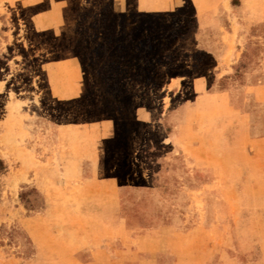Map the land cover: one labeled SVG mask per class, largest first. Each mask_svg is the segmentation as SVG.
<instances>
[{"label":"rangeland","instance_id":"1","mask_svg":"<svg viewBox=\"0 0 264 264\" xmlns=\"http://www.w3.org/2000/svg\"><path fill=\"white\" fill-rule=\"evenodd\" d=\"M0 159V264H264V0H0Z\"/></svg>","mask_w":264,"mask_h":264},{"label":"crops","instance_id":"2","mask_svg":"<svg viewBox=\"0 0 264 264\" xmlns=\"http://www.w3.org/2000/svg\"><path fill=\"white\" fill-rule=\"evenodd\" d=\"M186 1L190 2L192 0H112V5L118 13H166L178 9ZM199 94H201V92ZM235 116L241 119L243 123L242 126L244 127L246 123V116L241 111L239 112V114H235ZM227 141L230 142L229 140ZM117 221V219L112 221V224L114 225V223ZM115 237L116 238H113L111 241H107V244H104L103 239H105V237H102L103 239H100L102 241V244L100 243L99 246H97V249H99L104 254H111L116 258V260H120L121 257L126 255H140V253L136 251L135 246H125L124 243H120V241L123 239L121 238V236ZM138 237L129 238V241H131L129 242V245L133 240L137 241ZM111 243H113L114 245H110ZM93 252L94 250L92 248L87 249L85 247L76 250L75 254L82 256L86 254H93Z\"/></svg>","mask_w":264,"mask_h":264},{"label":"trees","instance_id":"3","mask_svg":"<svg viewBox=\"0 0 264 264\" xmlns=\"http://www.w3.org/2000/svg\"><path fill=\"white\" fill-rule=\"evenodd\" d=\"M6 165L4 164L3 160L0 159V172L5 171Z\"/></svg>","mask_w":264,"mask_h":264}]
</instances>
